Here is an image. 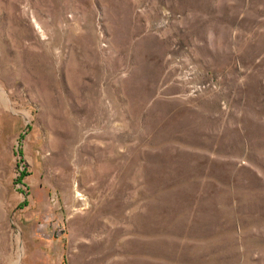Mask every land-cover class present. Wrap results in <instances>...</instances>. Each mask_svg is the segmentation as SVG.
Segmentation results:
<instances>
[{"label": "rangeland", "instance_id": "374dc122", "mask_svg": "<svg viewBox=\"0 0 264 264\" xmlns=\"http://www.w3.org/2000/svg\"><path fill=\"white\" fill-rule=\"evenodd\" d=\"M0 264H264V0H0Z\"/></svg>", "mask_w": 264, "mask_h": 264}]
</instances>
